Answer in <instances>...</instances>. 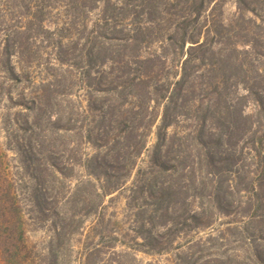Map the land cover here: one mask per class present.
<instances>
[{
	"label": "trees",
	"instance_id": "16d2710c",
	"mask_svg": "<svg viewBox=\"0 0 264 264\" xmlns=\"http://www.w3.org/2000/svg\"><path fill=\"white\" fill-rule=\"evenodd\" d=\"M235 3L237 21L226 23V0H0V79L10 82L6 96L12 106L31 115L36 137L34 146L32 139L27 144L24 138L16 140L18 164L8 145H0L4 264H77L67 235L78 233L89 217L94 221L78 264H140L130 247L119 248L122 236L109 230L106 211L107 198L127 189L143 155L146 165L135 172L126 197V208L139 225L135 242L143 250H182L177 243L181 233L212 227L217 209L249 219L259 229L256 238L264 239V225L258 228L264 223V100L259 75L246 88L255 98L257 115L229 107L222 114L212 106L186 112L180 104L196 103L203 65L212 62L218 72L245 73L247 65L253 67L250 54L231 45L237 43L235 37L255 35L244 24L259 28L264 8L257 0ZM246 43L257 41L247 38ZM18 83L22 87L14 94L12 86ZM224 85L226 81H216L208 89L219 97ZM186 120L192 122L191 129L182 125ZM214 122L217 132L208 136L207 125ZM153 134L155 143L149 148ZM184 138L193 146L187 152L182 149ZM244 139L258 168L243 169L246 174L241 176L243 171L233 169L242 159L237 148ZM48 142L63 148L85 143L93 149L78 161L88 179L73 193L65 182L74 164L63 167L44 155L39 149ZM77 147L65 151L75 157ZM205 167L212 178L198 184L197 172ZM25 173L37 180L43 177L38 187L58 189L52 204L67 210L62 218L57 216L55 244L46 255L29 243ZM233 173L235 181L240 180L235 186L229 179ZM190 191L195 192L188 202ZM241 193L247 196L245 207L232 210L230 199ZM35 197L41 213H55L56 208ZM78 206L83 207L80 218L70 213ZM187 245L192 251L198 243ZM194 257L193 251H178L171 264H197ZM252 257L264 264L259 248Z\"/></svg>",
	"mask_w": 264,
	"mask_h": 264
},
{
	"label": "rangeland",
	"instance_id": "374dc122",
	"mask_svg": "<svg viewBox=\"0 0 264 264\" xmlns=\"http://www.w3.org/2000/svg\"><path fill=\"white\" fill-rule=\"evenodd\" d=\"M257 1L261 3L263 10V1ZM261 16L262 17L259 19V21H257L260 25L259 28H255L253 25L247 23L244 24L245 28H250L253 32H255V35L247 38H250L251 40L256 38V44L246 43L247 38L240 35L239 37L233 38V41L237 43H235V45H231V48L235 47L239 50V52H248L250 54V58L252 59L251 64H253V67L251 68L249 65H247L246 70L248 71L245 73L243 71L238 72L237 70L232 69L225 70L224 72H218L216 71L212 62L206 66L203 65L198 71L199 82L195 94L197 101L195 103L194 101L188 99V102H185L184 100L182 103H180L184 107V111L188 112L197 108H199L200 111H205L207 106H212L213 109L222 114L225 113V109L229 107L234 110L243 109L246 113L257 115L255 98L247 93L246 88L249 86L248 83L252 84L259 75L258 81L260 82V90H262L261 96L264 100V10L261 12ZM223 19L226 23H236L237 10L235 0H226V5L223 8ZM240 57V59H243L242 55ZM3 71L4 69L1 66L0 61V75H2ZM216 81L219 83L226 81V85L222 86L220 92L221 95L219 97L211 95L210 91L212 89H208L209 85ZM9 86L10 82H5L0 79V145L3 148H6L8 145L7 148L9 149L10 156L12 157L14 163L18 164V162L21 160V155L15 150V148H17L16 140L24 138L27 144L32 139V145L34 146L33 138L36 137L32 134L31 130V115H28L19 107L12 106L8 100L6 94L8 92ZM21 87L22 85L20 83L17 85L13 84L12 92L16 94L20 91ZM83 105L85 106L86 104L84 103ZM27 120H29V123H27ZM85 124L87 123L85 122ZM215 124L216 123L214 122V124L209 123L207 125L206 133L208 136H211V134L217 132L215 131ZM182 125L185 126V128H192V122L187 120L185 123L182 122ZM172 131L173 130H170V132ZM185 132H187L186 129ZM183 140L184 145L182 149L187 152L193 146L191 145L190 139L187 140L184 138ZM154 143L155 135L153 134L149 138L148 147L151 148ZM76 147V158L72 154L68 153V151H65L67 148L70 150L75 149ZM65 148H63L60 143L51 144V142H48L45 143V145L39 150L44 152V155H51L57 159L59 164L63 167L70 166L68 164H74L73 171L71 173L70 171L67 172L70 177L65 182V185L69 188V191L73 193L82 182H86L88 179L86 170L78 161L80 159L84 160L85 155L91 153L93 149H91V147L85 143L79 145L71 144L69 147ZM237 150L238 152L242 153V159L238 165L234 167L233 172H236V170L243 171V169L251 172L252 170L254 171L258 168V164L253 158L252 152L250 151V146L248 145L247 139H244L241 142ZM193 154H196V151L193 152ZM42 157L43 155L39 156V158L43 159L44 157ZM145 165L146 156L143 155L138 160L137 167L131 178H129L125 184L127 189L131 186L134 174L137 169L144 167ZM208 171V168L205 167L201 173L197 172L198 184L201 183L199 181H201L203 178L205 180L212 178L210 175H208ZM244 172L245 170L242 172L241 176L246 174ZM41 178L43 177H40V179L38 178L37 180V178H33L31 176V173H25L23 178V192L28 204L27 210L30 222L28 229L29 243L40 253L46 255L50 252L55 244L56 233L54 223L58 220L57 216L62 218L63 214H65V212L67 213V210L63 209L61 205H56V203L52 204L56 200V196L59 193L58 189L53 190L48 186H45L46 188L43 186L38 187L37 183L39 181H43ZM229 179L232 186H235L236 182H238V184L240 182L238 179V181H235L236 179L234 173L231 175V177H229ZM214 180L217 182L219 179L216 178ZM100 184V182H96L97 187H99ZM199 187L200 188L198 192H201V185ZM127 189L123 190L118 196L117 194H114L107 198L108 209L106 213L108 219H111L109 230L118 232L122 236L120 237L122 244L118 245L119 248L126 249L130 247L132 252L135 251L140 264H171V262L175 261L176 253L178 251H185L189 254L193 251L195 253L194 259L197 261V264H221L223 261H227V264H261L257 261H254V258L252 257V254L256 248H259L264 252V239L262 240L256 238V234L257 236L259 234V229L258 231L256 230L255 223L250 224L249 219L242 220L240 219V216L235 214L227 216L219 209H217V212H215V222L212 227L208 229L191 231L189 233H181L177 243L182 245V250L175 249L163 253L143 250V248L138 246L135 242L137 236L136 232L139 225L135 221L132 211L126 208V197L128 196ZM194 192L195 191H190L191 197H189L188 202H190V200L193 198L192 194H194ZM36 195H39V200H41L43 203H46V206L56 208L55 213H52V215H44L41 213L34 204L36 202ZM111 197L114 198L109 200ZM240 200L242 201L241 206H239ZM246 200L247 196L244 193H241L240 195L235 194V196L229 201L230 204H232V210H240L239 207H245L244 203ZM206 201L208 202L209 199ZM198 202L199 201L197 200L196 204H198ZM69 205L72 207L73 203H70ZM70 213L77 214V216L80 218L83 214V207L78 206L77 208H73ZM93 219V217L85 219L83 222H81L78 233H70L71 235H67V240L70 242L69 247L71 245V258L77 264L82 258L85 235L92 226L94 221ZM263 225L264 223H259L258 228ZM75 227L76 224L73 225V227H71L69 230H74ZM262 229L264 230V228ZM159 231L162 232L163 230L159 229ZM262 236H264V234ZM137 241H140V239ZM189 242H197L198 245L193 248L192 251H188L187 244ZM177 243L174 245V248L178 247L176 246ZM0 264H4L1 252Z\"/></svg>",
	"mask_w": 264,
	"mask_h": 264
}]
</instances>
